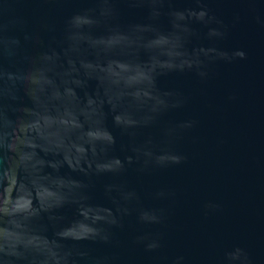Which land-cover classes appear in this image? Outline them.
<instances>
[{
    "label": "water",
    "instance_id": "1",
    "mask_svg": "<svg viewBox=\"0 0 264 264\" xmlns=\"http://www.w3.org/2000/svg\"><path fill=\"white\" fill-rule=\"evenodd\" d=\"M0 264H264V0H0Z\"/></svg>",
    "mask_w": 264,
    "mask_h": 264
}]
</instances>
